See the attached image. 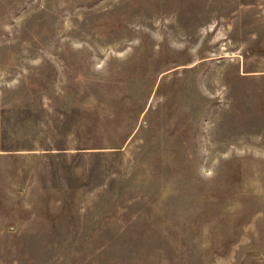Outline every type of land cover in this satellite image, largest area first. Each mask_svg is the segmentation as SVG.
<instances>
[{"label": "rangeland", "instance_id": "rangeland-1", "mask_svg": "<svg viewBox=\"0 0 264 264\" xmlns=\"http://www.w3.org/2000/svg\"><path fill=\"white\" fill-rule=\"evenodd\" d=\"M0 264H264V0H0Z\"/></svg>", "mask_w": 264, "mask_h": 264}]
</instances>
